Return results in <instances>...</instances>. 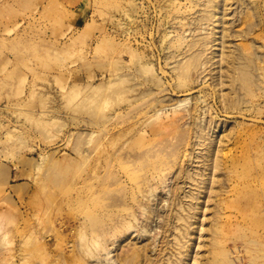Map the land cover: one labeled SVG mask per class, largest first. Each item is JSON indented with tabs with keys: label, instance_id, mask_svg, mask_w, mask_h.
<instances>
[{
	"label": "rangeland",
	"instance_id": "rangeland-1",
	"mask_svg": "<svg viewBox=\"0 0 264 264\" xmlns=\"http://www.w3.org/2000/svg\"><path fill=\"white\" fill-rule=\"evenodd\" d=\"M0 264H264V0H0Z\"/></svg>",
	"mask_w": 264,
	"mask_h": 264
}]
</instances>
